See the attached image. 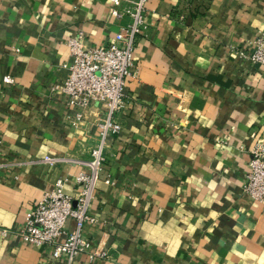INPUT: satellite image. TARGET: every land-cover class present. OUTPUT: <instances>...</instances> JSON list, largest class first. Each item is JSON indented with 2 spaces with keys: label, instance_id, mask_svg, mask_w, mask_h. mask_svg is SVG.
Listing matches in <instances>:
<instances>
[{
  "label": "crops",
  "instance_id": "obj_1",
  "mask_svg": "<svg viewBox=\"0 0 264 264\" xmlns=\"http://www.w3.org/2000/svg\"><path fill=\"white\" fill-rule=\"evenodd\" d=\"M108 14L104 0H0V264H64L21 232L58 178L72 194L88 171L101 114L72 125L53 89L70 39L106 45L130 22ZM144 19L113 184L96 185L76 264H264V201L245 192L264 141V67L248 59L264 0H149Z\"/></svg>",
  "mask_w": 264,
  "mask_h": 264
},
{
  "label": "built area",
  "instance_id": "obj_2",
  "mask_svg": "<svg viewBox=\"0 0 264 264\" xmlns=\"http://www.w3.org/2000/svg\"><path fill=\"white\" fill-rule=\"evenodd\" d=\"M104 1L109 5L111 20L120 23L123 18H128L130 22L106 45H86L82 32L70 39L71 61L64 64L69 70L67 80L64 85L53 89L68 96L72 125L79 127L93 113L101 114L97 140L86 164L88 171L76 178L72 194L66 192L68 180L58 178L54 189L27 214L25 229L21 232L29 243L53 246V257L64 264H76L80 255L90 252L84 228L96 222L90 204L95 198L97 183L103 180L106 184H113L109 166L113 157L111 144L124 129L120 115L128 101V80L137 79L139 72L134 61L135 38L146 28L144 17L149 0ZM255 43L256 50L248 59L264 67V30ZM6 81L10 82V78ZM251 137L255 139V133ZM1 144L0 141V147ZM45 161L49 164L56 162L49 157ZM245 192L252 199L264 201L263 140H257L251 150ZM73 222L75 228L71 230Z\"/></svg>",
  "mask_w": 264,
  "mask_h": 264
}]
</instances>
